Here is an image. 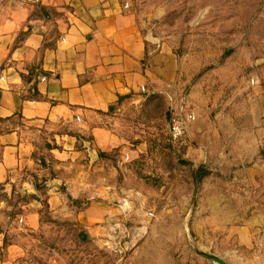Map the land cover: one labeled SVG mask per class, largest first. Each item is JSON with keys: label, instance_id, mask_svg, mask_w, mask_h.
<instances>
[{"label": "rangeland", "instance_id": "rangeland-1", "mask_svg": "<svg viewBox=\"0 0 264 264\" xmlns=\"http://www.w3.org/2000/svg\"><path fill=\"white\" fill-rule=\"evenodd\" d=\"M127 2L173 47L181 91L123 114L132 140L146 136L144 156L125 161L112 152L91 167L0 185V260L32 208L39 227L25 234L27 264H214L195 248L228 264H264V0ZM181 107L197 119L174 142L169 121ZM55 192L70 217L51 209ZM103 198L110 221L85 228L79 209Z\"/></svg>", "mask_w": 264, "mask_h": 264}, {"label": "crops", "instance_id": "crops-1", "mask_svg": "<svg viewBox=\"0 0 264 264\" xmlns=\"http://www.w3.org/2000/svg\"><path fill=\"white\" fill-rule=\"evenodd\" d=\"M181 75L169 41L127 0H0V185L29 182L49 169L91 167L89 148L98 159L112 152L125 161L144 156L146 136L138 131L132 140L123 114L154 95L176 97ZM70 191L74 199L86 197ZM62 201L55 192L48 202L56 215L70 217ZM104 201L79 209L85 228L110 221ZM28 213L11 229L0 264H27L25 234L38 229L40 210Z\"/></svg>", "mask_w": 264, "mask_h": 264}, {"label": "built area", "instance_id": "built-area-1", "mask_svg": "<svg viewBox=\"0 0 264 264\" xmlns=\"http://www.w3.org/2000/svg\"><path fill=\"white\" fill-rule=\"evenodd\" d=\"M197 117L194 111H174L172 108L169 121L168 133L172 141L181 142L187 137L190 127L195 123Z\"/></svg>", "mask_w": 264, "mask_h": 264}, {"label": "water", "instance_id": "water-1", "mask_svg": "<svg viewBox=\"0 0 264 264\" xmlns=\"http://www.w3.org/2000/svg\"><path fill=\"white\" fill-rule=\"evenodd\" d=\"M89 151V156L91 159H98V155L94 152L93 149L89 148L88 149ZM196 252L198 254H200L201 256L211 260L214 264H228L227 261L223 258H220L210 252H207V251H202V250H199L197 248H195Z\"/></svg>", "mask_w": 264, "mask_h": 264}, {"label": "trees", "instance_id": "trees-1", "mask_svg": "<svg viewBox=\"0 0 264 264\" xmlns=\"http://www.w3.org/2000/svg\"><path fill=\"white\" fill-rule=\"evenodd\" d=\"M45 15H47V13H48V11L46 10V8H44V7H42V6H39L38 7ZM28 33V32H27ZM26 33V34H27ZM201 169L202 168H200L199 170H198V174L200 175L201 174ZM203 176L202 175H200V178H202Z\"/></svg>", "mask_w": 264, "mask_h": 264}]
</instances>
